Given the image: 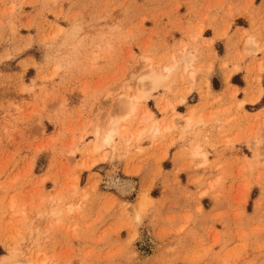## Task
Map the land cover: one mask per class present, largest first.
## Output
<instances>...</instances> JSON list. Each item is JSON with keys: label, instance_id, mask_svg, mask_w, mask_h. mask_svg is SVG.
I'll return each mask as SVG.
<instances>
[{"label": "rangeland", "instance_id": "obj_1", "mask_svg": "<svg viewBox=\"0 0 264 264\" xmlns=\"http://www.w3.org/2000/svg\"><path fill=\"white\" fill-rule=\"evenodd\" d=\"M191 226L190 262L264 264V0H0V264H172Z\"/></svg>", "mask_w": 264, "mask_h": 264}, {"label": "bare ground", "instance_id": "obj_2", "mask_svg": "<svg viewBox=\"0 0 264 264\" xmlns=\"http://www.w3.org/2000/svg\"><path fill=\"white\" fill-rule=\"evenodd\" d=\"M183 60L185 63L183 69L184 72H189L188 77L193 79L194 71L191 65L192 60L189 57H184ZM143 64L147 65L148 69L145 74L139 77L140 79L138 81L142 87L144 86L145 83H148L150 85V90H155L158 87L162 86L164 83L166 84V82L169 80V74L174 68V66H170L168 68H164L161 72H157L155 71V69L151 67V61L146 58L143 59ZM148 95H149V91L145 89V90H138L137 93L134 94L133 96L129 98H125L124 105L126 106L125 108L127 109V112L129 114L134 113L137 109V105L141 101H145ZM143 118L145 119V121H150V120L152 121L149 130V137L150 138L156 137L160 132L159 123L157 121H153L152 114L147 109H145L143 112ZM190 124H191V115L185 118L184 130L189 129ZM117 134H118L117 124H111L110 128L103 135H99V133L96 131L94 135L96 140L99 142L95 145L94 150H98L99 148L104 146H109L114 136H116ZM11 258L12 259L14 258V254H12V252H11Z\"/></svg>", "mask_w": 264, "mask_h": 264}, {"label": "crops", "instance_id": "obj_3", "mask_svg": "<svg viewBox=\"0 0 264 264\" xmlns=\"http://www.w3.org/2000/svg\"><path fill=\"white\" fill-rule=\"evenodd\" d=\"M239 17L241 16L239 15L234 16L233 21L235 19H238ZM237 74L238 72L234 73L232 77L236 76ZM240 81L242 82V85L240 86L236 84H231V88L237 90V94H238L237 100L238 101H242L243 99H245L243 92L244 90H249L244 76L240 78ZM258 93L259 94H258L256 101H252L253 103L249 101H245L242 106L243 110L249 114L254 115L261 110V109L260 110L258 109L254 112H249L247 110L248 107H253L259 104V102L261 101L263 97V91H260ZM214 229L218 230V228H214ZM205 232H209L206 239H207V243L211 245V241H213L216 235L208 227H205V228H200L199 226L188 227L187 230L182 233L181 238H179L178 240L176 239V236H171L168 239V241L169 240L172 241V244L170 247L176 249V252L173 254V257L178 256L177 259L172 264H200L198 261L193 262V263L190 262V260L192 259V256L188 254V251H191V249H194L196 246H199L201 240H205V236H204Z\"/></svg>", "mask_w": 264, "mask_h": 264}]
</instances>
